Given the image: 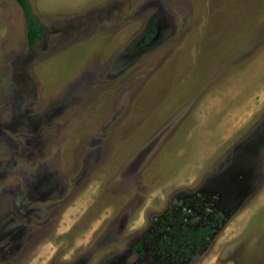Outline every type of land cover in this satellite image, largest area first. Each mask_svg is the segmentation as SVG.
Masks as SVG:
<instances>
[{
	"label": "rangeland",
	"instance_id": "1",
	"mask_svg": "<svg viewBox=\"0 0 264 264\" xmlns=\"http://www.w3.org/2000/svg\"><path fill=\"white\" fill-rule=\"evenodd\" d=\"M29 3L33 47L0 0V264H264V0ZM183 224L208 247L164 248Z\"/></svg>",
	"mask_w": 264,
	"mask_h": 264
},
{
	"label": "trees",
	"instance_id": "2",
	"mask_svg": "<svg viewBox=\"0 0 264 264\" xmlns=\"http://www.w3.org/2000/svg\"><path fill=\"white\" fill-rule=\"evenodd\" d=\"M20 8L23 17L27 20L26 39L30 47H33L40 36V25L35 19L29 0H14ZM210 231L205 227L191 229L185 224L177 228L173 234L166 237L162 246L178 256H193L206 249L210 243Z\"/></svg>",
	"mask_w": 264,
	"mask_h": 264
},
{
	"label": "flooded vegetation",
	"instance_id": "3",
	"mask_svg": "<svg viewBox=\"0 0 264 264\" xmlns=\"http://www.w3.org/2000/svg\"><path fill=\"white\" fill-rule=\"evenodd\" d=\"M180 219H181V217H180ZM205 227V226H204Z\"/></svg>",
	"mask_w": 264,
	"mask_h": 264
},
{
	"label": "crops",
	"instance_id": "4",
	"mask_svg": "<svg viewBox=\"0 0 264 264\" xmlns=\"http://www.w3.org/2000/svg\"><path fill=\"white\" fill-rule=\"evenodd\" d=\"M30 4V3H29ZM40 37V36H39Z\"/></svg>",
	"mask_w": 264,
	"mask_h": 264
}]
</instances>
